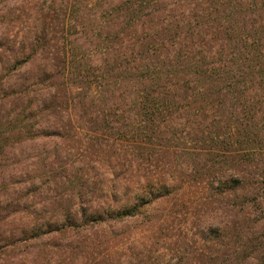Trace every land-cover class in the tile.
<instances>
[{"label": "rangeland", "instance_id": "rangeland-1", "mask_svg": "<svg viewBox=\"0 0 264 264\" xmlns=\"http://www.w3.org/2000/svg\"><path fill=\"white\" fill-rule=\"evenodd\" d=\"M125 1L0 0V264H264V149L252 164L242 146L212 147L211 118L192 99L152 141L139 136L133 67L150 21L133 24ZM247 2L229 9L251 32L264 0ZM105 73L108 92L93 81ZM235 172L241 186L218 187ZM148 183L153 197L163 183L169 194L151 197ZM84 216L103 221L50 233Z\"/></svg>", "mask_w": 264, "mask_h": 264}, {"label": "trees", "instance_id": "trees-1", "mask_svg": "<svg viewBox=\"0 0 264 264\" xmlns=\"http://www.w3.org/2000/svg\"><path fill=\"white\" fill-rule=\"evenodd\" d=\"M160 4L169 6L170 10L161 8ZM247 4L256 7L257 2L249 0ZM242 6L246 5L240 3V8ZM229 7L230 0H127L122 4L121 9L130 13L133 24L136 22L140 27L146 22L144 18L150 21L149 28L136 40L139 46L135 58L138 56L140 60L139 65L133 67L136 70L135 96L140 104L139 136L152 141L148 131L179 113L178 108L177 113L173 110L177 102L192 99L194 103H201L196 114L204 112L211 118V124L205 127L209 130L208 141L212 147L231 149L232 153L234 148L236 152L242 146L247 161L253 164L264 149V25L258 30L250 29L251 32L245 31V24V29L243 25L235 28L234 13ZM179 9V14H175ZM222 11L228 13L222 19L219 17L221 23H218L217 16ZM144 60H148V64L141 62ZM94 77L100 90L108 92L111 73ZM217 177L220 188L224 184L236 189L243 184L237 172L226 182ZM255 183L259 181L251 182ZM148 184L143 187L153 197L152 185ZM161 187L153 198L165 196L169 185L163 183ZM226 192L227 188L220 190V193ZM153 198L115 211L113 219L139 215ZM101 219L84 216L81 225L62 223L50 233L65 235L73 229L79 232L84 226L83 230L98 225ZM45 234L47 232L39 228L32 232L30 240H40Z\"/></svg>", "mask_w": 264, "mask_h": 264}, {"label": "clouds", "instance_id": "clouds-1", "mask_svg": "<svg viewBox=\"0 0 264 264\" xmlns=\"http://www.w3.org/2000/svg\"><path fill=\"white\" fill-rule=\"evenodd\" d=\"M206 222H210V221H208L207 218H206Z\"/></svg>", "mask_w": 264, "mask_h": 264}]
</instances>
